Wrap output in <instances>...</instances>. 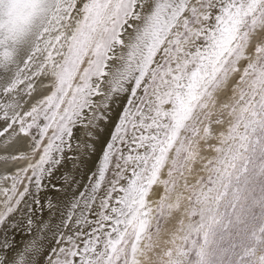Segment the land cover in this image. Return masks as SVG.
<instances>
[{
  "label": "snow or ice",
  "instance_id": "6c2138e0",
  "mask_svg": "<svg viewBox=\"0 0 264 264\" xmlns=\"http://www.w3.org/2000/svg\"><path fill=\"white\" fill-rule=\"evenodd\" d=\"M121 96L49 251L45 177ZM0 119L33 142L11 156L28 163L0 202V264H264V0H0Z\"/></svg>",
  "mask_w": 264,
  "mask_h": 264
},
{
  "label": "bare ground",
  "instance_id": "6f19581e",
  "mask_svg": "<svg viewBox=\"0 0 264 264\" xmlns=\"http://www.w3.org/2000/svg\"><path fill=\"white\" fill-rule=\"evenodd\" d=\"M243 62H241V67ZM21 88H24V85H21ZM23 94V93H21ZM36 94L33 95L32 100L29 101V104H25L24 110H27L30 106V103L35 101ZM97 100L99 97L96 98ZM224 99V97H221ZM127 106V102L123 96L120 97L118 102L111 104L112 111L108 113L112 117L111 120L102 122V126L95 130L97 134L92 137V142L90 147L85 149L83 147V137L80 132H77L76 135L79 138V143L81 147L76 151L75 155L78 159L74 160L71 163H64L56 168L51 175V177H45V184L47 185V192L50 194V198H54L55 207L49 211L45 208L42 213L43 219L47 222L49 226V231L46 232L45 246L51 251L53 248H57L55 240L58 238L57 229L60 231H66L61 227V220L66 216L70 211L69 205L73 202L74 196L79 199V193L89 191V186L93 181L94 176L98 172L99 163L102 159V153L105 149L107 143L111 142L112 133L115 130V124L119 122V114L122 113L123 108ZM217 109H219V103L217 104ZM217 115H213L211 119L214 121L217 119ZM227 120L225 119V126ZM6 127V122L3 119H0V132ZM203 125H201V128ZM213 133H217L221 130L223 126L216 124L211 125ZM19 125H14L13 129H9L7 132H4L3 135H0V202L4 200V194L8 192L11 188L13 179L16 177L17 169L27 166L28 161L25 159H11L12 154L14 153H30L33 146L31 137H25L23 135H18ZM35 132V129L32 130ZM199 139V137H197ZM215 141H209V144H213ZM201 156L208 158L213 155L210 150H204V146L201 145ZM39 153L33 158L38 159ZM203 163V161H201ZM199 167V165H197ZM30 175V173H29ZM196 175H204L203 173H197ZM196 175L191 178L190 182H194ZM162 178H166L163 177ZM27 182V181H25ZM30 190L35 192V184H29ZM23 189V184L19 186V190ZM156 192L161 191V189H156ZM155 199L156 197H151ZM98 210V209H97ZM176 223L174 220H168L162 223L161 226V236L162 240L169 238V233L173 232L176 228ZM54 233L56 236L54 237ZM168 245L163 244L161 241V247H167Z\"/></svg>",
  "mask_w": 264,
  "mask_h": 264
}]
</instances>
